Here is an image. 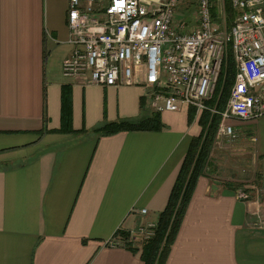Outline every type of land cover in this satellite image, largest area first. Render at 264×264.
I'll return each mask as SVG.
<instances>
[{"label":"crops","instance_id":"0c3cea01","mask_svg":"<svg viewBox=\"0 0 264 264\" xmlns=\"http://www.w3.org/2000/svg\"><path fill=\"white\" fill-rule=\"evenodd\" d=\"M66 14L67 0H0V264H143L135 231L165 209L200 116L183 107L159 114L160 131L94 133L153 113L141 86L62 76ZM62 114L75 133L59 132ZM229 124L235 139L213 146L165 264H264V116ZM121 234L136 252L105 245Z\"/></svg>","mask_w":264,"mask_h":264},{"label":"built area","instance_id":"2783aa9c","mask_svg":"<svg viewBox=\"0 0 264 264\" xmlns=\"http://www.w3.org/2000/svg\"><path fill=\"white\" fill-rule=\"evenodd\" d=\"M230 3L234 16L228 28L224 8L217 6L212 16V0H195V7L183 0H67L72 49L62 63V76L103 88L141 86L153 114L183 107L191 108L195 118L204 111L219 114L215 139L232 141L229 122H255L264 116V0ZM229 56L235 67L233 85L225 110L217 113L208 103ZM236 197L247 199L244 192ZM138 213L144 216L146 210ZM256 213L264 216V208ZM154 229L148 223L135 235L148 241ZM115 236L105 245L125 248L128 241Z\"/></svg>","mask_w":264,"mask_h":264},{"label":"trees","instance_id":"16d2710c","mask_svg":"<svg viewBox=\"0 0 264 264\" xmlns=\"http://www.w3.org/2000/svg\"><path fill=\"white\" fill-rule=\"evenodd\" d=\"M212 16L216 17V0H212ZM224 11L226 15L227 27H230L234 11L231 7L230 0H223ZM235 75L234 62L231 56L228 57L226 66L222 69L218 88L214 99L208 103L209 107H214L217 113H222L229 98L230 89L233 85ZM223 87L220 93L219 87ZM217 102V103H216ZM214 103H216L214 105ZM194 111L191 110L190 117L193 118ZM62 126L59 132L75 133L70 127V120L62 114ZM221 121L219 114L211 116L210 112L204 111L200 118L199 124L202 132L199 137L192 141L189 150L181 165L180 171L176 178L175 184L170 193L165 209L159 214L155 223L154 234L151 239L141 244L140 259L143 264H165L171 247L180 230L186 209L194 192L197 179L204 174L205 167L210 162V154L213 147L214 138ZM163 125L160 121L159 114H151L150 117L142 118L138 121H119L104 125L95 129L93 132L101 137H107L122 132H141V131H160ZM84 131H81L82 133ZM117 236L120 232H117ZM122 239H127V235L121 234ZM130 244L126 248L132 252Z\"/></svg>","mask_w":264,"mask_h":264},{"label":"rangeland","instance_id":"374dc122","mask_svg":"<svg viewBox=\"0 0 264 264\" xmlns=\"http://www.w3.org/2000/svg\"><path fill=\"white\" fill-rule=\"evenodd\" d=\"M189 3H191V4H194V7H195V0H183V5L184 4H186V5H189ZM216 13H217V6H220V7H222V8H224V5H223V0H218V5H217V0H216ZM179 11H180V13H182V14H184L185 13V7L184 6H181L180 8H179ZM185 22L186 23H188L189 22V18H186V20H185ZM228 60V59H227ZM227 60H226V62H227ZM224 66H226V64L224 65ZM222 87H223V83H221V87H219V90H220V93H221V90H222ZM218 88V87H217ZM217 90V89H216ZM216 93V92H215ZM214 96H215V94H214ZM214 96H213V98H212V100L210 101V102H212L213 101V99H214ZM209 102V103H210ZM217 103V102H216ZM216 103H214V105L216 104ZM215 107V106H214ZM208 112V111H207ZM203 113V112H202ZM201 113V114H202ZM201 114L199 115V116H201ZM198 116V117H199ZM212 116V115H211ZM220 123H221V121H220ZM252 129V128H251ZM216 136V135H215ZM264 139V138H263ZM217 144H219V145H217ZM219 146V147H222V146H224V142H222V143H220V142H217V140L214 138V142H213V146ZM213 148V147H212ZM212 152V151H211ZM224 153H226V152H224V149H221V150H217L216 149V154L218 155V156H216V157H214V155H213V161L214 162H221V160L219 159L220 158V156L222 155H224ZM228 153V152H227ZM226 156V155H225ZM226 158H228V156H226ZM212 159V158H211ZM218 160V161H217ZM233 162H238V159L236 158V159H234V161ZM239 162H242L241 160L239 161ZM236 170V169H235ZM205 172H206V167H205V169H204V174H205ZM243 174H245V173H243ZM237 177V176H236ZM234 178H235V176H234ZM237 179H239V178H237ZM248 180H249V178H247ZM126 244H130V243H126Z\"/></svg>","mask_w":264,"mask_h":264}]
</instances>
